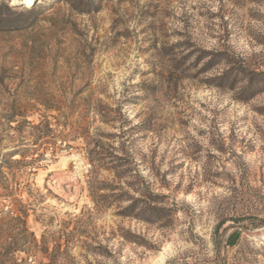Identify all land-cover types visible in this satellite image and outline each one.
Masks as SVG:
<instances>
[{"label": "rangeland", "instance_id": "1", "mask_svg": "<svg viewBox=\"0 0 264 264\" xmlns=\"http://www.w3.org/2000/svg\"><path fill=\"white\" fill-rule=\"evenodd\" d=\"M9 210L17 264H264V0H0Z\"/></svg>", "mask_w": 264, "mask_h": 264}, {"label": "trees", "instance_id": "2", "mask_svg": "<svg viewBox=\"0 0 264 264\" xmlns=\"http://www.w3.org/2000/svg\"><path fill=\"white\" fill-rule=\"evenodd\" d=\"M238 238L236 232H232L227 243L234 245ZM38 246L36 236L27 224L25 215H16L13 210L0 218V264H17L13 258L16 250L31 253Z\"/></svg>", "mask_w": 264, "mask_h": 264}]
</instances>
